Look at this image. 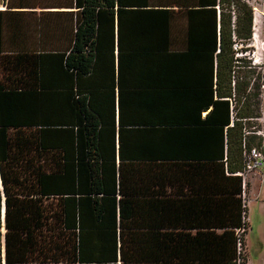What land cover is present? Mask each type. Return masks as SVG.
Returning <instances> with one entry per match:
<instances>
[{"label": "trees", "instance_id": "obj_1", "mask_svg": "<svg viewBox=\"0 0 264 264\" xmlns=\"http://www.w3.org/2000/svg\"><path fill=\"white\" fill-rule=\"evenodd\" d=\"M247 1L6 0L0 264H247Z\"/></svg>", "mask_w": 264, "mask_h": 264}, {"label": "rangeland", "instance_id": "obj_2", "mask_svg": "<svg viewBox=\"0 0 264 264\" xmlns=\"http://www.w3.org/2000/svg\"><path fill=\"white\" fill-rule=\"evenodd\" d=\"M261 9L264 12V7H261ZM262 22L263 24L261 23L257 26L260 31H258L259 39L257 38L254 41L252 38L250 44L251 51L246 54V58L252 64L254 60H259V64L256 65V72L262 75L264 83V19ZM261 103V118L258 123L261 126V130L264 131V86L262 89ZM249 182L253 187V197H256L261 190V178L258 172L250 175ZM248 208V221L250 225L249 233L246 236L249 256L248 264H264V187L262 188L261 195L257 199L251 198L249 200Z\"/></svg>", "mask_w": 264, "mask_h": 264}, {"label": "built area", "instance_id": "obj_3", "mask_svg": "<svg viewBox=\"0 0 264 264\" xmlns=\"http://www.w3.org/2000/svg\"><path fill=\"white\" fill-rule=\"evenodd\" d=\"M248 4L251 6L253 11V30L255 27V20H261L264 19V12L262 11L261 7H264V0H248ZM239 48L238 45L235 46V49ZM259 64V60L256 59L253 61V65L256 66ZM258 136L262 137L264 139V131L260 130L257 133ZM246 168L243 172L238 173V176L242 178V194L241 199L243 203V207L248 210V203L250 200V193L248 189L249 177L254 172H261L262 173V179L264 180V151L258 149V148H251L246 153ZM248 213H244V221H248ZM238 264L240 263V260H238Z\"/></svg>", "mask_w": 264, "mask_h": 264}, {"label": "crops", "instance_id": "obj_4", "mask_svg": "<svg viewBox=\"0 0 264 264\" xmlns=\"http://www.w3.org/2000/svg\"><path fill=\"white\" fill-rule=\"evenodd\" d=\"M5 4H6V0H0V10L1 11L6 8V5ZM262 21H263V19L258 20V25L261 24V23L263 24ZM258 174L260 175V178H261V190H260L259 194L256 195V197H253L254 196L253 187H252V185L250 183L249 184L250 199L251 198H256L257 199L261 195L262 188L264 187V180L262 179V173L261 172H258ZM248 263H249V256H248V262H247V264Z\"/></svg>", "mask_w": 264, "mask_h": 264}, {"label": "bare ground", "instance_id": "obj_5", "mask_svg": "<svg viewBox=\"0 0 264 264\" xmlns=\"http://www.w3.org/2000/svg\"><path fill=\"white\" fill-rule=\"evenodd\" d=\"M257 26H259L258 25V20H255V27H254V30H253V40L255 41L257 38H258V31H259V28L257 27ZM260 32V31H259ZM259 39V38H258ZM259 44V43H258ZM254 45H256L255 43H254ZM4 231V230H3Z\"/></svg>", "mask_w": 264, "mask_h": 264}, {"label": "water", "instance_id": "obj_6", "mask_svg": "<svg viewBox=\"0 0 264 264\" xmlns=\"http://www.w3.org/2000/svg\"><path fill=\"white\" fill-rule=\"evenodd\" d=\"M0 182H1V179H0Z\"/></svg>", "mask_w": 264, "mask_h": 264}]
</instances>
